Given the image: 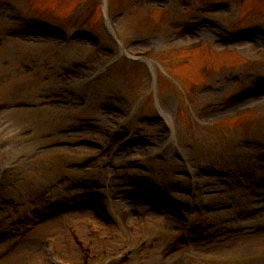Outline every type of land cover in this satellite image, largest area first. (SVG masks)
Instances as JSON below:
<instances>
[{
    "label": "rangeland",
    "instance_id": "374dc122",
    "mask_svg": "<svg viewBox=\"0 0 264 264\" xmlns=\"http://www.w3.org/2000/svg\"><path fill=\"white\" fill-rule=\"evenodd\" d=\"M17 1L19 3L14 2L15 7L0 6V34L28 13L63 18L54 8L44 6H54L56 0H30L26 4L20 2L24 0ZM211 1L150 2L136 7L131 11L133 16L121 20V36L144 38L137 49L147 54L151 52L141 65L129 66L134 68L133 72H128L125 64L115 63L117 57L101 54V51L84 42L62 44L38 36L0 40V100H21L19 102L27 106L29 103L37 104L34 109L0 112L1 121L5 122L13 139V147L8 150L11 157H20V161L22 158L29 160L25 166H20L21 177L16 188L5 195L15 200H31L34 191L58 181L64 172V162L87 157L89 153L83 154L84 157L79 151L72 153L67 149L44 148L46 143L62 139L58 135L60 129L79 127L82 123L86 124L87 118H93L98 124L95 131L82 134L102 140L101 129L110 127L114 119L122 115L131 117L132 122L125 125L126 130L136 128L137 124L144 127L146 124H139L140 114L165 104V113L169 118L171 116L174 127L170 157H167V162L151 164L154 168L152 183L164 188L162 185L167 184L168 179L184 181L186 169L195 170L198 167L200 174L197 173L190 186L191 190L202 189L198 202L212 211L208 212L205 221L200 218L206 224V232L216 229L214 223L225 225L223 219H228L236 209H246L247 212L251 209L244 220L236 223L237 226L245 223L253 227L245 233L235 231L238 229L233 225L227 226L230 249L223 245L222 250L203 253L201 248L193 246L177 254L168 264H264V103L253 100L223 112L216 109H220L223 98L230 92L245 85H256L264 75V9L253 15L250 10L253 0H229L225 11L213 15L215 21L212 25L192 32L185 40L169 34L193 15H208ZM84 3L85 0L79 3V15L64 17L69 22L68 27L85 24L95 12V4L101 5L100 0H94V4ZM73 6L72 3L70 10ZM243 16L246 22H262L263 26L250 40L233 47L229 53H223L225 46L215 45L213 41L218 40L222 28H235ZM130 23L136 24L130 27ZM152 25H157L159 29L155 31ZM214 26H219L222 31ZM195 42L203 44L196 50L187 51V46ZM183 64L187 65L181 66ZM71 66L79 68L76 73H70ZM104 70L110 76L99 81ZM49 95L60 96V102L46 105ZM207 103L213 106L207 114H203L201 106ZM108 111L110 119L100 127V120ZM246 112L249 114L242 115ZM158 127L159 124L147 130L153 134L149 136L150 140H157L159 145L164 135L157 136ZM167 135L170 139V132ZM253 141L258 146L252 145ZM180 155L184 157V163L178 160ZM187 162L189 167H185ZM174 169L179 170L178 178L172 174ZM108 173L109 170L101 171L96 167L91 177L104 179ZM171 185L168 184L167 189L176 194L179 185ZM177 197L187 200L188 195L182 190ZM227 206L234 208L230 210ZM90 215L85 213L86 217ZM80 217L71 216L68 222ZM149 232L151 236L153 232ZM52 235L45 233L42 240ZM163 237L152 250L138 254L137 262L160 264L165 249L161 245L166 241ZM124 248L134 250L136 245ZM34 258L23 259V264ZM129 264H136V261L132 260Z\"/></svg>",
    "mask_w": 264,
    "mask_h": 264
},
{
    "label": "bare ground",
    "instance_id": "6f19581e",
    "mask_svg": "<svg viewBox=\"0 0 264 264\" xmlns=\"http://www.w3.org/2000/svg\"><path fill=\"white\" fill-rule=\"evenodd\" d=\"M170 118H171V116H170ZM70 151H82L83 152V149H70ZM71 215H77V214L76 213H72V214L69 213L67 215H63L60 218H55L53 220H49L48 222H46L42 226V229H40V232H39V230H37L31 236V238H29L25 242H22L19 245V247L14 250V252H12L11 254L5 255L1 259L0 264H23V259H28V258H32V257L37 258L40 255V252L43 251V247H44V245H43L44 239L42 240V236L45 233H52V231L56 229V225L58 224V222L61 219H64V218L69 217ZM65 221H66V219H65ZM162 225H163V223H162ZM165 230H166V228H165ZM162 232H164V230H162ZM58 235H60V234L58 231H56L54 236H58ZM11 240H12V238L9 239L4 245H6V244L10 245ZM36 258H35V260H36Z\"/></svg>",
    "mask_w": 264,
    "mask_h": 264
}]
</instances>
